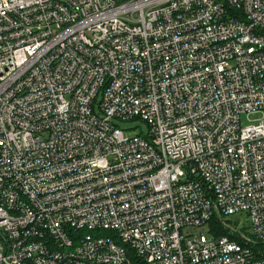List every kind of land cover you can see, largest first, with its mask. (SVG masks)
<instances>
[{
  "label": "built area",
  "instance_id": "built-area-1",
  "mask_svg": "<svg viewBox=\"0 0 264 264\" xmlns=\"http://www.w3.org/2000/svg\"><path fill=\"white\" fill-rule=\"evenodd\" d=\"M262 112L264 0H0V264H264Z\"/></svg>",
  "mask_w": 264,
  "mask_h": 264
},
{
  "label": "rangeland",
  "instance_id": "rangeland-1",
  "mask_svg": "<svg viewBox=\"0 0 264 264\" xmlns=\"http://www.w3.org/2000/svg\"><path fill=\"white\" fill-rule=\"evenodd\" d=\"M264 118V112L262 113H256V114H243L242 116V125H247L250 123L258 122V120ZM118 127L122 128L125 131V134L127 136H131L137 132L142 131L143 133H146L148 131V125L147 123L141 121L140 119H133L129 121L124 120H117L116 121ZM227 220L231 221L234 225H236L239 229L246 228L249 230V232H252L251 228V219L247 215L246 212H238L233 215H230L227 217ZM183 232L188 235H194L198 236L202 239H208L211 237V234L209 232V226H191L183 229Z\"/></svg>",
  "mask_w": 264,
  "mask_h": 264
},
{
  "label": "trees",
  "instance_id": "trees-1",
  "mask_svg": "<svg viewBox=\"0 0 264 264\" xmlns=\"http://www.w3.org/2000/svg\"><path fill=\"white\" fill-rule=\"evenodd\" d=\"M211 228L215 231L217 235L225 234L226 230L223 228L221 224H219L217 221L213 220L210 222ZM261 250L264 252V244H260ZM132 259L134 260V264H146L142 259L139 257L132 255Z\"/></svg>",
  "mask_w": 264,
  "mask_h": 264
}]
</instances>
